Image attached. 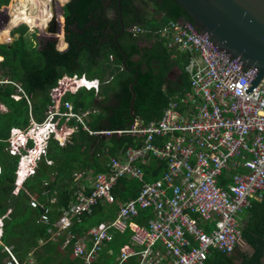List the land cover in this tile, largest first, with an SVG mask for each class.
<instances>
[{
	"label": "built area",
	"instance_id": "built-area-1",
	"mask_svg": "<svg viewBox=\"0 0 264 264\" xmlns=\"http://www.w3.org/2000/svg\"><path fill=\"white\" fill-rule=\"evenodd\" d=\"M130 31L134 36L157 34L169 48L187 53L190 87L170 98L160 118L145 122L136 117L127 129L96 132L129 134L141 144L110 156L108 170L96 175L90 192L81 185L75 200L54 222L55 229H49L51 238L69 230L81 215L91 214L99 202L116 201L115 218L94 225L72 244L69 230L63 247L71 244L72 255L84 264H96L114 232L128 229L130 243L121 248L118 264L131 257H137V264H206L214 250L232 254L241 242V214L253 200L264 197V78L246 93L254 78L250 68L228 61L229 55L219 53L191 21L170 20L155 31L133 25ZM7 39L12 40L10 35ZM110 79L63 75L50 91L52 104L46 117L38 121L30 115L27 127L11 128L5 149L19 156L16 172L22 177L15 193L23 178L35 173L37 159L46 158L47 139L66 144L78 123L93 133L85 123L90 110H74L72 101L65 99L67 93L81 88L98 93ZM3 82L14 83L25 94L19 84ZM13 97L18 100L21 95ZM70 120L78 123L69 124ZM152 158L164 163L165 169L148 180L143 166ZM120 178L141 183L135 197L116 199L113 189ZM30 205L43 208L38 221H49V209L36 196H31ZM145 209L152 211V217L144 225L135 218ZM5 249L10 264H21L11 247ZM28 263L34 264L33 258Z\"/></svg>",
	"mask_w": 264,
	"mask_h": 264
},
{
	"label": "trees",
	"instance_id": "trees-1",
	"mask_svg": "<svg viewBox=\"0 0 264 264\" xmlns=\"http://www.w3.org/2000/svg\"><path fill=\"white\" fill-rule=\"evenodd\" d=\"M9 2L0 0V7ZM120 7L122 19L118 0H68L61 17L65 26L59 33L50 31L54 22H60L56 11H50L53 19L47 22L46 18L47 33L57 34L58 48L67 46L64 50L57 48L55 39L37 41L21 19L13 22L16 23L12 26H16L11 32L13 41L0 42V79L19 84L29 97L28 101L14 83H0V103L6 107L5 111L0 110V152L5 151L12 127H27L30 115L38 121L46 117L52 104L50 91L63 75L85 73L102 82L111 77L98 93L82 88L67 94L65 99L73 102L74 110H90L85 123L93 133L70 120L69 124H77L78 129L64 145L50 141L46 158L39 162L18 193L14 192L18 157L6 151L9 158L0 156V215L11 209L4 217L0 264L12 261L4 245L11 246L17 260L24 264H28L30 254L34 264H84L72 255L71 244L94 225L115 218L118 202H99L91 214L76 219L69 229L74 237L65 247L69 230L54 239L49 229H55L54 222L75 200L81 185L87 187V192L92 190L90 185L96 175L108 170L110 156L141 144V139L129 134L96 132L127 129L136 117L145 122L160 118L170 98L190 87L186 53L174 54L157 34L133 36L130 31L133 25L155 31L170 20L193 23L187 10L177 0H120ZM33 24L29 25L34 28ZM175 67L180 72L172 78L170 74ZM14 94L21 95L20 99H15ZM143 167L148 180L161 176L165 169L164 163L156 158ZM78 173L81 177H77ZM140 186L137 179L120 178L113 193L118 201H125L135 197ZM33 194L49 209L47 223L38 221L43 208L30 205ZM150 217L152 211L145 209L135 221L145 225ZM131 234L130 229L115 231L96 264H118L121 248L130 243ZM242 236L254 248L252 253L240 249L232 254L214 250L206 264H260L264 252V197L261 201L253 200L243 214ZM137 263V257H131L124 264Z\"/></svg>",
	"mask_w": 264,
	"mask_h": 264
},
{
	"label": "water",
	"instance_id": "water-1",
	"mask_svg": "<svg viewBox=\"0 0 264 264\" xmlns=\"http://www.w3.org/2000/svg\"><path fill=\"white\" fill-rule=\"evenodd\" d=\"M177 1L192 17L195 29L197 28L200 33L205 32V37L219 53L229 55L228 61L232 60L240 67L244 65L250 68L254 78L250 81L251 85L248 89H245L246 93H250L252 88L264 78V0ZM118 5L122 19L120 0ZM124 29L122 24V31ZM55 30L62 31L60 22L52 24L50 31L56 32ZM57 37L55 36V40ZM133 96L135 98L134 91ZM245 245L250 247L249 252L254 251L242 236L238 249L241 250ZM260 264H264V252Z\"/></svg>",
	"mask_w": 264,
	"mask_h": 264
},
{
	"label": "rangeland",
	"instance_id": "rangeland-1",
	"mask_svg": "<svg viewBox=\"0 0 264 264\" xmlns=\"http://www.w3.org/2000/svg\"><path fill=\"white\" fill-rule=\"evenodd\" d=\"M57 1V2H56ZM55 1V5H57L56 6V8H57V11H60L61 12V8H63V5L68 1V0H66V1H64V2H62L61 0L60 1H58V0H56ZM25 2V3H24ZM33 2V0H25V1H21V0H10V2H9V4H8V6L7 7H5L4 5L3 6H1L0 7V34L2 33L3 35H4V37L3 38H0V41L1 42H4V41H7L6 40V28H8L9 27V32L11 33L12 32V30H13V28H15V27H12V25H13V22L15 21V19L16 18H21V20H24V22L23 23H25V24H27V27H28V32H29V34H35L36 36H35V39H37V41H44V40H48V39H55V36L57 35H53V34H48L47 33V28L46 27H44V26H42L41 25V23L39 22V21H37V19L35 18V16L33 15V12H35V14H37V15H39L40 16V13L42 12V11H45V12H47L46 11V9L42 6V7H40V10L41 11H39V10H36V9H33L34 8V6H31L30 4ZM26 3H28V5L26 4ZM22 4V5H21ZM25 4V5H24ZM17 6V5H21V7L23 8V14H24V18H22L20 15H16V16H14V17H12V15L9 13V11H10V9H11V7L12 6ZM34 5L35 6H37L35 3H34ZM5 7V8H4ZM37 9H39L38 8V6H37ZM50 9H53V8H48V10H50ZM27 13H29V17H31L32 19H33V21H34V28H30L31 26L29 25V23H32L31 22V20H29V19H27V17H26V15H27ZM60 16L61 17H63V14H60ZM49 18H51V19H53V17L50 15V13L48 12L47 13V22L48 21H51V19H49ZM12 21H11V20ZM49 19V20H48ZM18 20V19H17ZM16 20V21H17ZM39 20H41V19H39ZM10 21H11V23H10ZM15 21V22H16ZM27 23H26V22ZM60 21V24H61V27H62V29H64V24H62V21L61 20H59ZM12 24V25H11ZM16 23H14V25H15ZM24 24V25H25ZM30 26V27H29ZM50 26V25H49ZM51 29V28H50ZM5 30V31H4ZM44 31V32H43ZM64 31V35H65V30H63ZM8 32V33H9ZM57 33H59V31L57 32ZM4 38H5V40H4ZM12 38V37H11ZM58 43H59V37H57V47H58ZM60 49V48H59ZM178 72H179V70H178V68H175L173 71H172V74H171V77L172 78H174V77H176V75L178 74ZM0 156L3 158V159H5V158H9V156H8V153H6L4 150L3 151H1L0 152ZM88 172H91V171H88ZM77 177H81V173H78L77 174ZM89 179H91V176H89L88 177ZM34 195V194H33ZM35 196V195H34ZM245 211L246 210H244L243 211V213L241 214V217H243V214L245 213ZM7 213H9V211L7 212ZM6 213V214H7ZM241 250H243V251H247V252H249V250H250V247L249 246H247V245H245V246H243L242 248H241ZM29 259V258H28ZM30 259H32V257L30 258ZM9 264V263H8Z\"/></svg>",
	"mask_w": 264,
	"mask_h": 264
},
{
	"label": "bare ground",
	"instance_id": "bare-ground-1",
	"mask_svg": "<svg viewBox=\"0 0 264 264\" xmlns=\"http://www.w3.org/2000/svg\"><path fill=\"white\" fill-rule=\"evenodd\" d=\"M21 1H25V0H21ZM55 1L56 0H33V2L30 4L31 6H34L33 9H36V10H40V7H44L46 9L47 12L45 11H42L40 13V16L35 14V12H33V15L35 16V18L37 19V21H40L39 19L41 20H45L44 23H41L42 26L45 27V24H46V18H47V13L50 12V11H56V15L59 17V19H57L58 21L61 20V12L60 11H57V8L55 5ZM60 1V0H58ZM62 2L66 1V0H61ZM57 2V1H56ZM25 3V2H24ZM34 3L38 6L39 9H37V6L34 5ZM28 5V3H26ZM22 5V4H21ZM21 5H17V6H12L9 13L12 15V17L16 16V15H20L22 18H24V14H23V8L21 7ZM25 5V4H24ZM48 8H53V9H50L48 10ZM27 19L31 20L32 23H34L33 19L31 17H29V13H27L26 15ZM17 19H21V18H16L15 20ZM11 20V19H10ZM12 21V20H11ZM10 21V23H11ZM24 21V20H23ZM26 22V21H25ZM27 23V22H26ZM30 24V23H29ZM44 24V25H43ZM12 25V24H11ZM14 25V24H13ZM12 25V26H13ZM30 27V26H29ZM32 28V27H30ZM5 31V30H4ZM8 32H9V27L6 28V39L8 37ZM4 35L1 33L0 34V38H3Z\"/></svg>",
	"mask_w": 264,
	"mask_h": 264
},
{
	"label": "clouds",
	"instance_id": "clouds-1",
	"mask_svg": "<svg viewBox=\"0 0 264 264\" xmlns=\"http://www.w3.org/2000/svg\"><path fill=\"white\" fill-rule=\"evenodd\" d=\"M64 17V16H63ZM183 20V19H182ZM194 24V23H193ZM8 35H10L11 37H12V40L10 41V42H8V41H5L4 43H11L12 41H13V36L11 35V33L9 32L8 33ZM153 35V34H152ZM65 36V35H64ZM134 36V35H133ZM139 36H141V35H139ZM58 48V47H57ZM59 49V48H58ZM60 50V49H59ZM64 50V49H63ZM112 58V57H111ZM65 75H68V74H65ZM79 75H81V74H79ZM87 76V75H86ZM90 78V77H89ZM94 78H98V77H94ZM108 78V77H107ZM100 79V78H99ZM0 80H3V79H0ZM82 89V88H81ZM80 90V89H79ZM87 90V89H86ZM94 90V89H93ZM95 91V90H94ZM68 93H75V92H68ZM67 93V94H68ZM67 96V95H66ZM66 98V97H65ZM73 103V102H72ZM13 128V127H12ZM17 128H21V127H17ZM22 128H25V127H22ZM11 130V129H10ZM9 135H10V133H9ZM8 138H9V136H8ZM8 138L6 139V142H7V145H8ZM48 140V146H49V143H50V141L52 140L53 141V139H51V140H49V139H47ZM54 141H57V140H55L54 139ZM6 145V146H7ZM6 148V147H5ZM5 151H6V149H5ZM6 152H8V151H6ZM9 153V152H8ZM10 154V153H9ZM11 155V154H10ZM14 156V155H13ZM16 157H18V160H17V167H18V162H19V156H16ZM44 158L42 157V158H38L37 159V165L39 164V162H41L42 160H43ZM16 170H17V168H16ZM1 172H2V166H1V164H0V174H1ZM33 175V174H32ZM31 176V175H30ZM29 176H26V177H24L23 178V180L21 181V185H20V188H19V190L23 187V183H24V181L28 178ZM22 177H18V173L16 172V179H15V187H16V184H17V180H19V179H21ZM15 187H14V190H15ZM19 192V191H18ZM9 211V213L11 212V209H8L7 210V212ZM6 212V213H7ZM9 213H7V214H4L3 216L2 215H0V244H3L2 243V241H1V237H2V235H3V225H4V217L6 216V215H8ZM5 246H7V245H4V248H5ZM9 247H11V246H9ZM6 250V249H5ZM7 251V250H6ZM8 252V251H7ZM10 255V254H9ZM32 257V255L30 254V256H29V258H31ZM11 258V257H10ZM34 260V259H33ZM10 262V261H9ZM8 262V263H9ZM20 262V261H19ZM21 264H24V263H22V262H20ZM27 263H28V260H27ZM10 264V263H9ZM29 264V263H28Z\"/></svg>",
	"mask_w": 264,
	"mask_h": 264
},
{
	"label": "crops",
	"instance_id": "crops-1",
	"mask_svg": "<svg viewBox=\"0 0 264 264\" xmlns=\"http://www.w3.org/2000/svg\"><path fill=\"white\" fill-rule=\"evenodd\" d=\"M4 6H8V5H4ZM15 28H16V26H15ZM13 29H14V28H13ZM4 40H5V38H4ZM0 42H1V41H0ZM4 42H5V41H4ZM4 42H1V43H4ZM66 47H67V46H66ZM66 47H65V48H66ZM65 48H64V49H65ZM169 49H171V48H169ZM60 50H63V49H60ZM172 50L175 51L174 54L177 53V52L185 53V52L179 51V50H177V49H172ZM186 54H187V53H186ZM187 55H188V54H187ZM189 57H190V56L188 55V61H189ZM187 64H188V62H187ZM187 64H186V65H187ZM175 68H178V67H175ZM175 68H174V69H175ZM185 69H186V66H185ZM178 70H179V69H178ZM179 72H180V70H179ZM179 72H178V73H179ZM171 74H172V72H171ZM171 74H170V76H171ZM177 75H178V74H177ZM177 75H176V76H177ZM174 78H175V77H174ZM0 110H2V111H5V110H6V107H5L2 103H0ZM2 216H3V215H2ZM109 252H110V251H109ZM111 252H112V251H111ZM111 252H110V253H111Z\"/></svg>",
	"mask_w": 264,
	"mask_h": 264
},
{
	"label": "flooded vegetation",
	"instance_id": "flooded-vegetation-1",
	"mask_svg": "<svg viewBox=\"0 0 264 264\" xmlns=\"http://www.w3.org/2000/svg\"><path fill=\"white\" fill-rule=\"evenodd\" d=\"M237 249H238V248H237ZM237 249H236V250H237ZM236 250H235L234 252H236ZM234 252H233V253H234ZM250 253H252V252H250Z\"/></svg>",
	"mask_w": 264,
	"mask_h": 264
}]
</instances>
